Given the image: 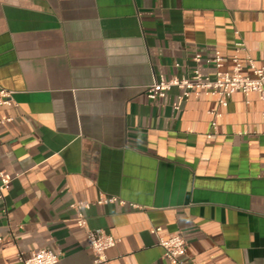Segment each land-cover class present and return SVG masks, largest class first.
<instances>
[{"label":"crops","instance_id":"0c3cea01","mask_svg":"<svg viewBox=\"0 0 264 264\" xmlns=\"http://www.w3.org/2000/svg\"><path fill=\"white\" fill-rule=\"evenodd\" d=\"M238 43L243 74L264 68V0H0V264L42 247L90 264L72 201L117 239L111 264H172L151 227L194 264H264V99L146 94L213 76L215 51L230 69Z\"/></svg>","mask_w":264,"mask_h":264},{"label":"built area","instance_id":"2783aa9c","mask_svg":"<svg viewBox=\"0 0 264 264\" xmlns=\"http://www.w3.org/2000/svg\"><path fill=\"white\" fill-rule=\"evenodd\" d=\"M242 45V43L237 44L236 50L231 56L232 67L230 69L223 68L224 57L219 51H215L213 58L206 59L207 62L215 66L213 76L204 75L198 67H195L189 75L173 76L171 78L161 75L146 87L147 96L150 99L163 97L171 88L177 87L180 90V98H187L191 94L213 95L217 97L218 103L222 106H226L230 97L237 92H257L264 99V68L258 67L248 55L246 57L247 65L252 74L242 73L243 63L238 55L239 46ZM193 59L198 62L201 59V55L196 53ZM15 105L16 101L13 91L0 86V108H10ZM209 112L213 113V111ZM12 119V114L7 116L0 114V124L9 122ZM211 125L215 128L216 121L212 120ZM207 136L210 137L211 133H208ZM9 182L10 177L0 168V194ZM108 200L115 201L116 197H101L98 201L104 202ZM70 206L75 210V222L85 229L87 246L93 254L90 264H111L106 250L114 246L117 239L102 229L88 227L85 214L82 211L83 208L87 207V203L72 201ZM150 230L157 234L158 244L163 248V256L172 264H194L186 259V241L180 232L161 235L159 234L160 227H151ZM17 256L21 264H56L59 259L58 253L47 247L33 250L27 254L19 251Z\"/></svg>","mask_w":264,"mask_h":264}]
</instances>
